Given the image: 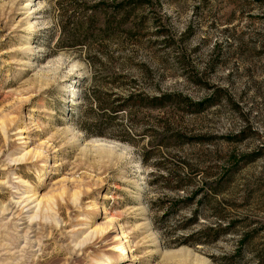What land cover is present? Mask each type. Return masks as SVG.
<instances>
[{
  "label": "rangeland",
  "instance_id": "1",
  "mask_svg": "<svg viewBox=\"0 0 264 264\" xmlns=\"http://www.w3.org/2000/svg\"><path fill=\"white\" fill-rule=\"evenodd\" d=\"M114 1L0 0V264H264V0H141L102 54L61 28ZM122 83L188 99L95 108Z\"/></svg>",
  "mask_w": 264,
  "mask_h": 264
},
{
  "label": "trees",
  "instance_id": "2",
  "mask_svg": "<svg viewBox=\"0 0 264 264\" xmlns=\"http://www.w3.org/2000/svg\"><path fill=\"white\" fill-rule=\"evenodd\" d=\"M140 2L141 0H117L111 3L112 5L109 4V6L112 8H108L107 5L100 6V4H98L93 6L89 12L83 10L79 6V3H77L74 7L75 9L73 8L74 10L72 11L71 20L67 21L69 23L61 25V28L63 30L69 28L68 32L70 31L71 33L72 31V34L77 33L78 39L75 41L77 42L75 44H78L83 49H89V51L90 47H92V49L95 47L93 52L97 54H102L101 52H107L111 44L116 45L117 49H120L123 44L121 41H119L121 37L122 39H124V37H126L125 39H130L131 37L129 36V33H131L133 29L134 31L136 30L135 32H139V29L130 26L129 23L132 21V15H134V12L140 6ZM60 8L61 11L64 12V8ZM74 14H77V16L75 17ZM109 58L111 61L112 59L109 55H107L105 59ZM110 61L108 60V62ZM86 62L90 70L96 65H100V60L97 57H88ZM101 64L103 65V63ZM144 74L146 75V73ZM117 77L123 80L125 76L115 74L114 79ZM131 80L133 81L130 82L135 81L134 79ZM122 84L124 85H120V88H124L123 90L125 91V96L123 98H116L121 100L119 103L113 105L112 101L108 102L97 99V101H94L95 108L102 110L105 115H107V113L115 114V112L118 111L126 112L131 107V105H128L130 104L128 101L134 99V102L137 106L141 104L151 109L165 110V108H168L171 105L175 104L177 106L188 99L177 94H172L167 91L165 92L159 88L157 89V94H151L150 92L146 91H136L134 89L131 91L130 86L127 88L125 87L127 86L125 85L126 83ZM92 94H89L90 98H93ZM110 94L111 93H103V95H106V97ZM89 97H87L86 93L83 91V98L86 101H88ZM163 113H165L166 116L168 115L167 111ZM163 124H167L166 118L163 121ZM164 125L161 126L164 128ZM178 135L179 133H176L177 137H179ZM246 237L244 239H246ZM221 264H227V262H221Z\"/></svg>",
  "mask_w": 264,
  "mask_h": 264
},
{
  "label": "bare ground",
  "instance_id": "3",
  "mask_svg": "<svg viewBox=\"0 0 264 264\" xmlns=\"http://www.w3.org/2000/svg\"><path fill=\"white\" fill-rule=\"evenodd\" d=\"M33 155H35V153H33L30 149H27L17 159L18 160L19 159H21V160H25L26 159L27 160L28 158H31ZM22 197H20V199L18 200L19 201V205L22 204L21 205V209L22 208H27V211L32 210L31 216H35V217L37 215L39 216L40 213L42 212V210H44V209L47 210V208H50V205L55 204V202L49 196H46V195H41L40 196V195H37L35 192H32L30 195H27V196H25L23 198ZM31 216H29V217H31ZM109 220L110 219L108 218L102 225H99V226H96V227L90 229L88 231V233L82 238L81 243H83V242L85 243V241L92 239V237H95L94 238L95 240L97 238L103 237V235L106 233V231H107V229H108V227L110 225ZM120 234H122V232H120ZM117 239H118V237L115 238V240H117ZM116 244H119L120 253H122V254L125 253V252H126V254L129 253L130 248L127 247V245L125 246L124 244H122L121 241L119 243H116Z\"/></svg>",
  "mask_w": 264,
  "mask_h": 264
}]
</instances>
